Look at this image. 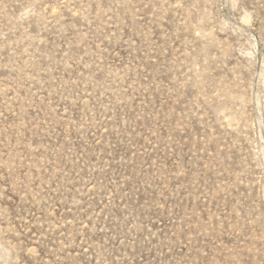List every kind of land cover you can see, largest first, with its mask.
I'll use <instances>...</instances> for the list:
<instances>
[{"label": "rangeland", "instance_id": "obj_1", "mask_svg": "<svg viewBox=\"0 0 264 264\" xmlns=\"http://www.w3.org/2000/svg\"><path fill=\"white\" fill-rule=\"evenodd\" d=\"M0 264H264V0H0Z\"/></svg>", "mask_w": 264, "mask_h": 264}]
</instances>
